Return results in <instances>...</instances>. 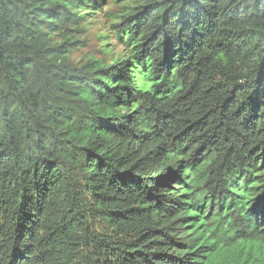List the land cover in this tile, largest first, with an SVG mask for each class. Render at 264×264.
Returning a JSON list of instances; mask_svg holds the SVG:
<instances>
[{
	"label": "trees",
	"instance_id": "trees-1",
	"mask_svg": "<svg viewBox=\"0 0 264 264\" xmlns=\"http://www.w3.org/2000/svg\"><path fill=\"white\" fill-rule=\"evenodd\" d=\"M0 264H264V0H0Z\"/></svg>",
	"mask_w": 264,
	"mask_h": 264
},
{
	"label": "rangeland",
	"instance_id": "rangeland-1",
	"mask_svg": "<svg viewBox=\"0 0 264 264\" xmlns=\"http://www.w3.org/2000/svg\"><path fill=\"white\" fill-rule=\"evenodd\" d=\"M104 10H108V7L105 6ZM89 27L90 30L85 31L80 35V38L84 39L85 41L81 42L77 50L72 53V58L74 61L84 59L87 54L100 55V49L102 46L99 36L106 31H108V38L104 40L103 44L107 43L106 46H110V48L113 49L115 53H117L118 50L122 48L118 45L116 39L111 36V33L108 30L107 22L102 19L101 15L99 16V20L92 23Z\"/></svg>",
	"mask_w": 264,
	"mask_h": 264
}]
</instances>
